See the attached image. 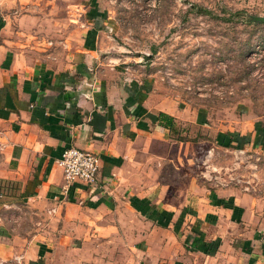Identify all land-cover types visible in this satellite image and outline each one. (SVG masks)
<instances>
[{"label": "crops", "instance_id": "1", "mask_svg": "<svg viewBox=\"0 0 264 264\" xmlns=\"http://www.w3.org/2000/svg\"><path fill=\"white\" fill-rule=\"evenodd\" d=\"M2 1L0 264H264V205L200 175L202 137L184 124L214 141L219 130L113 54L114 13L84 1L80 38L67 18L63 45L47 48L30 28L61 27L56 1ZM68 146L99 156L94 184H65L56 158Z\"/></svg>", "mask_w": 264, "mask_h": 264}, {"label": "rangeland", "instance_id": "2", "mask_svg": "<svg viewBox=\"0 0 264 264\" xmlns=\"http://www.w3.org/2000/svg\"><path fill=\"white\" fill-rule=\"evenodd\" d=\"M55 1L51 14L61 13L64 23L61 27L33 26L31 32L37 36L30 43L47 48L63 45L57 34L69 29L67 18H73V40L80 38L86 0ZM98 3L117 19L113 29L104 26L122 47L113 49V54L130 55L123 64L139 66L141 74L151 73L161 90L190 110L200 108L207 124L219 130L214 141L209 129L193 122L184 124L192 140L202 137L201 150L193 156L200 175L209 185L247 192L264 205V23L248 20L250 15H264V0ZM192 3L210 13L198 12L191 8ZM21 11L20 7L13 9L16 15ZM258 127L261 133L255 139ZM218 134H231V144L220 143ZM243 135L248 141L240 145ZM2 148L0 144V152ZM3 190L0 188V203L7 199Z\"/></svg>", "mask_w": 264, "mask_h": 264}, {"label": "built area", "instance_id": "3", "mask_svg": "<svg viewBox=\"0 0 264 264\" xmlns=\"http://www.w3.org/2000/svg\"><path fill=\"white\" fill-rule=\"evenodd\" d=\"M99 161L100 158L96 153L77 146L64 148L56 158L66 185L76 180L94 184L97 180Z\"/></svg>", "mask_w": 264, "mask_h": 264}, {"label": "trees", "instance_id": "4", "mask_svg": "<svg viewBox=\"0 0 264 264\" xmlns=\"http://www.w3.org/2000/svg\"><path fill=\"white\" fill-rule=\"evenodd\" d=\"M191 8H195L198 12H202V13H210V10L208 8H204V7H199L197 4L192 3L191 4ZM225 18V17H224ZM248 20H252L253 22H257V23H264L263 21H256L254 19H252L251 15L249 16ZM158 119L159 122L164 125L165 127L170 128L173 132H177L176 129V125L175 122L173 120V117L171 115H168L164 112H160L158 114ZM256 135H255V139L257 137H259L260 133H261V129L260 127H258L257 131H256ZM235 137V136H234ZM240 145H242L243 142H247L248 137L240 136ZM233 136H231V134H225V136H223L222 134H218V141L220 143H222L223 145H227L229 146L231 144ZM247 138V139H246ZM2 182V185H0V188L5 189L7 186L5 185L6 180L0 179V183Z\"/></svg>", "mask_w": 264, "mask_h": 264}, {"label": "water", "instance_id": "5", "mask_svg": "<svg viewBox=\"0 0 264 264\" xmlns=\"http://www.w3.org/2000/svg\"><path fill=\"white\" fill-rule=\"evenodd\" d=\"M252 19L256 20V21H263L264 22V15H260V14H254L251 15Z\"/></svg>", "mask_w": 264, "mask_h": 264}]
</instances>
